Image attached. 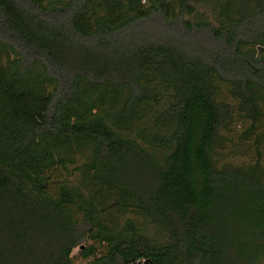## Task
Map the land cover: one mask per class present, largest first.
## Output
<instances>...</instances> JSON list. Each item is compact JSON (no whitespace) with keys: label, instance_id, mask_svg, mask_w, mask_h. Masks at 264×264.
<instances>
[{"label":"trees","instance_id":"1","mask_svg":"<svg viewBox=\"0 0 264 264\" xmlns=\"http://www.w3.org/2000/svg\"><path fill=\"white\" fill-rule=\"evenodd\" d=\"M257 45L264 0H0V264H264Z\"/></svg>","mask_w":264,"mask_h":264},{"label":"rangeland","instance_id":"2","mask_svg":"<svg viewBox=\"0 0 264 264\" xmlns=\"http://www.w3.org/2000/svg\"><path fill=\"white\" fill-rule=\"evenodd\" d=\"M242 129H243V125L239 121H237L236 123L231 125L229 131H226V134H227L229 140L226 143V147L224 148V150H222V154H221V156L223 157L222 159H226V160L228 159L229 160V159H232L233 157L235 159H239V158H237V156L235 155L234 152L240 150V148H241V146L238 145L239 138L237 135L240 134ZM60 173L63 174L64 172L60 170ZM148 233L152 235L153 230L150 229V231H148ZM77 251H78V248L73 249L72 255H75L77 253Z\"/></svg>","mask_w":264,"mask_h":264},{"label":"water","instance_id":"3","mask_svg":"<svg viewBox=\"0 0 264 264\" xmlns=\"http://www.w3.org/2000/svg\"><path fill=\"white\" fill-rule=\"evenodd\" d=\"M256 51H257L256 55L258 56L261 52H264V46L257 45L256 46Z\"/></svg>","mask_w":264,"mask_h":264}]
</instances>
